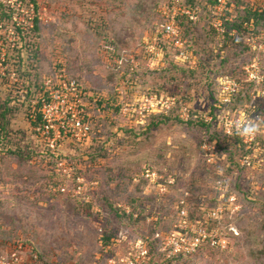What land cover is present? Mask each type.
Returning a JSON list of instances; mask_svg holds the SVG:
<instances>
[{
  "label": "rangeland",
  "instance_id": "374dc122",
  "mask_svg": "<svg viewBox=\"0 0 264 264\" xmlns=\"http://www.w3.org/2000/svg\"><path fill=\"white\" fill-rule=\"evenodd\" d=\"M171 1L4 0L19 82L0 81V249L27 242L30 264H264V27L225 36L205 0H185L199 19L177 47L161 34ZM56 92L79 94L83 130L68 115L36 125ZM175 225L190 243L200 226L205 246L177 252Z\"/></svg>",
  "mask_w": 264,
  "mask_h": 264
},
{
  "label": "built area",
  "instance_id": "2783aa9c",
  "mask_svg": "<svg viewBox=\"0 0 264 264\" xmlns=\"http://www.w3.org/2000/svg\"><path fill=\"white\" fill-rule=\"evenodd\" d=\"M246 1L250 0H216L211 16V23L213 27H215V30L221 32L223 35L229 33L227 22L232 21L231 14L234 13L237 3ZM4 4V0H0V11L2 12V17H8L5 14L4 6H2ZM198 11V7L192 8L182 4L181 0H174L168 10L163 11V21L161 22L162 36L165 39H171L177 47L183 46L179 38L177 20L180 17H185L196 23L199 19ZM2 17L0 16V19H2ZM8 18L12 19L13 16ZM36 20L37 18H35L33 22V29L35 28ZM1 27L0 25V28ZM16 30L17 28L10 34L15 35ZM229 34L234 36L237 34V30ZM16 46L17 44L13 39L5 44L0 38V81L2 83L7 82L9 86L19 82L18 59L15 54ZM152 52L151 50V53ZM72 96L75 98H73L74 104H71L69 101L68 94L60 95L58 92L52 93L51 99H46L44 97L39 100L41 107L40 112L43 117V127L48 134H51L55 128V124L67 115L72 118V121L75 123L76 127H79V130H83V110H76L78 104L81 103L79 99L80 96L77 92L72 94ZM64 108H66V111H64ZM84 129L87 130L88 128ZM64 133L66 134V132ZM86 135L87 133H85V136ZM61 137V134L57 136L58 139ZM54 142H56V139L53 140V143ZM200 225H202V222ZM176 227L177 225H175V229H172L171 231L173 232L169 235V245L175 247L177 252L186 251L191 254L193 251V253H196L205 246V242L208 240V233L203 228V232L199 230L200 226H198L197 230L198 237L191 243L185 238L182 232L176 230ZM39 259V255L33 251V248L22 242H13L7 250L0 249V264H29L30 261L38 262Z\"/></svg>",
  "mask_w": 264,
  "mask_h": 264
},
{
  "label": "trees",
  "instance_id": "16d2710c",
  "mask_svg": "<svg viewBox=\"0 0 264 264\" xmlns=\"http://www.w3.org/2000/svg\"><path fill=\"white\" fill-rule=\"evenodd\" d=\"M182 1V4H186L187 2L184 0H181ZM205 7L207 8V10H209L210 12V17L212 16V10H213V7L215 5V1L216 0H205ZM174 2V0H173ZM194 2V1H193ZM171 4H172V1H171ZM192 8H195L193 7V5H188ZM197 8V7H196ZM231 17H232V21H228L227 22V27H228V30H229V33H232V31L234 30H237L241 32V30L247 26H251V24H254L256 26V29L259 31L261 30V26L264 27V3H258V2H255L254 0H250V1H246V2H239L237 3L236 7H235V11L234 13L231 14ZM190 21L188 18H185V17H180L178 20H177V25L179 27V24H182L183 21ZM34 30L37 32L39 30V22L38 20H36L35 22V28ZM213 31V28L211 29ZM227 33L225 34L226 35H229L230 34ZM188 74H193L195 75L194 73L192 72H188ZM12 109V106L10 103H7V102H3V100L0 99V139H3V132H4V118H5V115L8 111H10ZM12 111V110H11ZM37 121L39 123H37L36 125L39 126L40 124H43V117L41 114L38 115V117L36 118ZM172 121L173 119L170 118V117H162L161 120H158V124H155V125H159V124H166L167 122ZM179 122H181V120L177 119ZM193 123H196L197 122H194ZM190 124V123H188ZM216 137V136H215ZM211 141H214L215 138L214 136L211 137ZM133 217V216H132ZM111 240V238H107L105 240L106 243H109ZM16 242V241H14ZM18 242H22L24 243L25 245H28L30 246L31 248L32 245L31 244H28L27 242H24V241H20L18 240ZM35 248H33V251Z\"/></svg>",
  "mask_w": 264,
  "mask_h": 264
},
{
  "label": "crops",
  "instance_id": "0c3cea01",
  "mask_svg": "<svg viewBox=\"0 0 264 264\" xmlns=\"http://www.w3.org/2000/svg\"><path fill=\"white\" fill-rule=\"evenodd\" d=\"M31 263V261L29 262V264Z\"/></svg>",
  "mask_w": 264,
  "mask_h": 264
}]
</instances>
